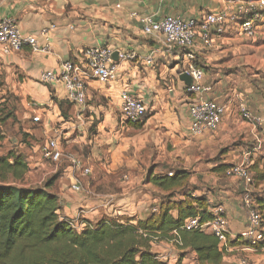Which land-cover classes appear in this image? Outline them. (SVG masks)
I'll return each mask as SVG.
<instances>
[{
    "label": "crops",
    "instance_id": "crops-1",
    "mask_svg": "<svg viewBox=\"0 0 264 264\" xmlns=\"http://www.w3.org/2000/svg\"><path fill=\"white\" fill-rule=\"evenodd\" d=\"M257 1L0 0V21H15L23 34L37 36L42 44L45 39L41 34L47 31L51 47L49 54L34 53L26 47L0 58V98L7 96L19 102L24 121L39 126L38 139L46 142L58 137L64 151V141L73 149L90 147L92 157L101 158L96 164L105 157L107 164L102 166L108 175L121 174L116 190L106 192L101 184L110 178L94 175L90 159L84 162L66 152L81 159L91 174H74L70 164L66 173H61L65 178L60 177L53 191L61 200L62 218L75 220L78 230L106 217L146 221L160 212L165 195L150 178L184 172L188 194L205 196L208 204L213 200L224 208L230 236L226 246L219 245L223 254L219 264H264V248L252 249L241 238L247 225L241 202L244 184L227 174L245 157L250 158L253 196L258 204L264 200V125L245 122L239 110L245 104L254 116H264V16L254 38L243 35L238 22L229 23L223 33L213 28L212 48H206L199 38L196 60L209 89L201 97L225 108L218 130L201 136L193 134L190 114V106L200 96L189 92L180 80L188 51L169 50L161 38L143 33V19L147 17L156 21L167 16L202 20L238 4ZM98 47H110L118 53L114 59L118 75L107 83L89 81L86 106L69 102L62 82L43 80L46 72L59 74L66 61L84 74V50ZM126 54L134 57L122 58ZM124 92L140 97L150 110V117L140 126L122 119ZM34 118L40 121L35 123ZM25 150L27 153L22 154L28 157L29 170L35 165L55 173L60 166L39 160L34 147ZM143 166L149 167L145 179L157 192L156 198L150 193L142 198L134 195L137 200L131 201L134 196L130 197L128 186L139 187ZM74 176L81 192L72 189ZM176 196L177 200L184 199V193ZM208 210L211 212L210 206ZM171 214L176 218L178 212ZM152 252L165 264H209L200 262L191 247L175 240L153 243Z\"/></svg>",
    "mask_w": 264,
    "mask_h": 264
},
{
    "label": "trees",
    "instance_id": "trees-1",
    "mask_svg": "<svg viewBox=\"0 0 264 264\" xmlns=\"http://www.w3.org/2000/svg\"><path fill=\"white\" fill-rule=\"evenodd\" d=\"M2 115L0 125L5 121ZM149 117L148 109L136 125ZM25 157L13 150L0 157V264H165L152 252L153 243L165 239L191 247L202 263L221 262L216 236L184 229L188 219L198 217L206 222L213 218L205 196L192 197L186 192V173L150 178L165 195L160 212L148 220L106 217L78 230L62 218L61 200L53 191L61 172L41 186L27 187L23 185L29 172ZM180 193H184L183 200L176 199ZM257 207L264 225V200ZM174 210L176 218L171 214ZM262 248L264 242L258 247Z\"/></svg>",
    "mask_w": 264,
    "mask_h": 264
},
{
    "label": "built area",
    "instance_id": "built-area-1",
    "mask_svg": "<svg viewBox=\"0 0 264 264\" xmlns=\"http://www.w3.org/2000/svg\"><path fill=\"white\" fill-rule=\"evenodd\" d=\"M264 16V0L252 3L238 4L235 8L222 11L217 14H210L202 20H186L181 16H167L159 21L147 17L143 19V33L146 36L161 38L169 50H185L186 64L183 73L191 76L192 87L188 91L200 96L190 106L192 117V132L196 136H201L209 131H216L221 125L225 113L224 106L215 101L204 100L201 95L207 92L204 85L205 74L196 60V52L200 45L199 38L204 40L206 48L213 47L212 29L217 33H223L224 28L229 23L238 22L240 32L248 38H253L258 29V22ZM42 37L45 42L42 44L40 39L34 35H25L20 30L18 24L13 20L0 21V58L18 53L29 47L34 53H51L48 32L44 31ZM115 51L110 47H98L84 50L83 56L86 61L87 71L80 74L79 69L71 62L62 63L59 74L46 72L43 74L45 82L59 81L66 87L67 99L74 105L84 107L88 103V82L98 80L104 83L113 81L118 75V66L114 60ZM133 58V54L122 55V58ZM122 119L126 123L137 124L142 121L148 112V107L144 101L129 93L121 95ZM240 115L245 122L256 126L264 125V116L256 117L245 104L239 106ZM35 123L40 121L34 118ZM56 137L41 145V157L45 162L59 164L66 160L74 174L90 175L91 170L86 167L81 159L66 153ZM251 160L245 157L243 161L228 171V176L240 179L244 184V192L241 202L247 215V225L241 234L252 249H258L264 242V225L262 215L257 207L253 196L254 178L251 172ZM75 184L72 189L81 192L78 179L74 176ZM212 219L202 222L200 218H192L186 221L185 230H195L213 234L219 239V245H227L230 232L228 223L225 219V211L222 205H217L213 200H209ZM70 225L77 229L75 220H67ZM175 236L177 232L173 233ZM177 241V240H175ZM177 243H180L177 241Z\"/></svg>",
    "mask_w": 264,
    "mask_h": 264
},
{
    "label": "rangeland",
    "instance_id": "rangeland-1",
    "mask_svg": "<svg viewBox=\"0 0 264 264\" xmlns=\"http://www.w3.org/2000/svg\"><path fill=\"white\" fill-rule=\"evenodd\" d=\"M18 103L19 102H17L16 100H11L7 96L0 98V112L3 114L2 118L5 119V121L0 125V157L5 156L11 150L17 153L26 154L27 151L25 150V148H30L31 150V148L34 147L37 151L39 160H41L42 157H41L40 148L41 145L44 143V141L37 138V135L39 134L36 133V130L39 128V126L38 125L34 126L33 123L32 124L30 123V121L28 122L24 121L25 120L24 117H22L19 114V112L21 111V107L18 105ZM91 135H94V129L91 132ZM63 146L66 150L65 152H71L76 154L79 158L83 159L84 162L85 161L88 162V159H90L91 162H89V165L90 167H94V175H98V176L100 175L101 177L107 176V178L112 179V180L110 179L104 180V182L101 184L102 187L106 188V192H108V189H110V191L116 190V186H117L116 179L119 178L118 175L121 174L117 172V173H113L112 175H108V173H106V169L104 168V166H102V163L107 164L105 157L102 158V162L96 164L97 161L101 160V158L92 157V152L90 147H82V148L76 147L73 149V146L70 145L69 143L66 144V141H64ZM25 158L28 159L27 156ZM95 159L96 162H94ZM103 159L105 161H103ZM59 165L60 166L55 173L58 172L64 173L66 170H68L69 163H67L66 160L62 161ZM46 166L47 168H49L47 164ZM148 168L149 167L147 166H143L144 172L140 174V179H139L140 181L138 182L139 187L137 189L135 188L136 187L135 185L132 188H130V186L127 185L129 188L128 192L130 194V197L137 195V197L142 198L144 195L146 194L150 195V193H152L153 197L156 198L157 192H154V187L148 182H146L147 179H145ZM55 173H51L50 169L44 170L42 167L35 168L34 165V167L29 170L25 180L23 181V185L27 187L40 186L39 183L43 179L45 180L51 177L52 175H54ZM141 175L143 176L142 179H141ZM61 177L65 178V176L63 175ZM137 197L134 196L131 199V201L137 200Z\"/></svg>",
    "mask_w": 264,
    "mask_h": 264
},
{
    "label": "water",
    "instance_id": "water-1",
    "mask_svg": "<svg viewBox=\"0 0 264 264\" xmlns=\"http://www.w3.org/2000/svg\"><path fill=\"white\" fill-rule=\"evenodd\" d=\"M118 58V53L114 54V59L116 60ZM180 80L186 84L187 87H192L193 80L190 75L183 73L180 77Z\"/></svg>",
    "mask_w": 264,
    "mask_h": 264
}]
</instances>
